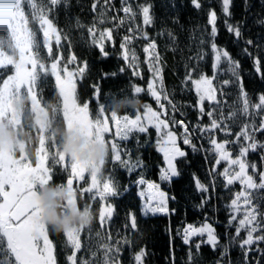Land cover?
<instances>
[{"label":"trees","instance_id":"obj_1","mask_svg":"<svg viewBox=\"0 0 264 264\" xmlns=\"http://www.w3.org/2000/svg\"><path fill=\"white\" fill-rule=\"evenodd\" d=\"M19 5L40 60L36 97L48 111L47 186H66L71 162L69 155L61 156L67 142L62 98L43 63L57 61V68L78 71L75 98L92 119L113 124L116 114L136 117L150 107L185 150L176 158L173 182L158 150L162 133L156 123L114 137L117 158L108 141L101 171L108 192L94 197L93 189L81 190L88 177L75 180L77 213L62 195L49 199L43 211L55 264H71L75 252L66 221L80 234L76 264H264V0H20ZM47 20L56 30L51 48L43 35ZM7 29L0 20L2 48ZM10 67L0 65V77ZM205 76L213 79L214 98L199 95L196 84ZM24 110L22 134L35 160L39 127L29 99ZM239 163L247 166L248 182L226 171ZM142 179L177 195L203 218L189 221L184 211L181 217L144 215ZM215 197L220 217L210 212ZM204 222L215 227V241L206 232L190 235L189 225ZM0 264H23L2 224Z\"/></svg>","mask_w":264,"mask_h":264},{"label":"rangeland","instance_id":"obj_2","mask_svg":"<svg viewBox=\"0 0 264 264\" xmlns=\"http://www.w3.org/2000/svg\"><path fill=\"white\" fill-rule=\"evenodd\" d=\"M19 2L20 0H0V20L5 22L8 28L5 31V35H7L5 42L9 44H5L4 49L0 47V65L9 64L11 66V72L0 77V224L4 226L14 253L21 258L23 264H55L53 246L46 233L43 211H45L49 199L62 195L65 196L72 212L77 213L80 209L77 203L78 189L75 187V180L79 184L88 177V186L82 185L81 190L83 189L82 192H85L93 189L94 197L97 196L98 191H101L99 194L102 196L108 192L109 183L102 180L101 174L109 150L108 141L114 149L113 157L117 158L114 137L126 138L132 130H147L148 125L156 123L159 132L162 133L158 150L164 156L165 170L171 173L173 182L178 178L176 158L184 155L185 150L178 145L175 133L150 107L146 109L145 113L136 117L116 114L113 124L107 118H91L93 133L92 137L88 138L79 124L86 111V106H80L73 90L75 79H79L80 74L71 68L63 70L57 68V61L48 65L43 63L41 64L42 71L52 72L62 98L67 142L61 156L69 155L71 162V176L66 181V188L60 187V190H57L47 186L51 170L47 164L48 154L45 152L43 136L47 125L48 111L40 105L36 97L35 82L38 79V61L40 60H37L32 51L33 41L27 17ZM149 12V7H146L145 13H147L148 20ZM43 30L45 43L48 48H51L56 30L48 20L44 23ZM11 46L15 48L10 50ZM196 85L201 98L216 96V87L211 77L201 78ZM25 98L30 101L35 122L39 127L37 129L39 145L35 160H32L28 154L26 138L22 134L21 119L24 117ZM106 132L110 137L106 136ZM235 160L239 162L238 159ZM238 165L237 170H235L236 166L232 165L226 171L230 174L229 171L234 170L230 174L231 177L240 175L242 181L248 182L247 166L242 163ZM139 187L144 215L147 213H174L177 217H181V213L184 211L189 221L203 218L192 205L189 203L182 205L183 202L177 195L174 197L169 195L156 183L142 179L139 181ZM173 208L175 210H172ZM209 208L211 213L215 212L216 216H222V212L218 208L217 197L214 198ZM217 210L219 211L217 212ZM80 217L84 220V215ZM177 217H174L173 221H177ZM64 224L66 235L75 247V252L70 257L71 264H76L75 255L80 247V234L72 223L66 221ZM216 226H218V230L223 228L221 225ZM188 227L193 230L191 236L195 233L206 232L209 241H215L217 238L216 229L210 222Z\"/></svg>","mask_w":264,"mask_h":264},{"label":"water","instance_id":"obj_3","mask_svg":"<svg viewBox=\"0 0 264 264\" xmlns=\"http://www.w3.org/2000/svg\"><path fill=\"white\" fill-rule=\"evenodd\" d=\"M83 127L85 129L86 135L91 138L92 136V129H91V120H90V114L87 113L83 116Z\"/></svg>","mask_w":264,"mask_h":264}]
</instances>
